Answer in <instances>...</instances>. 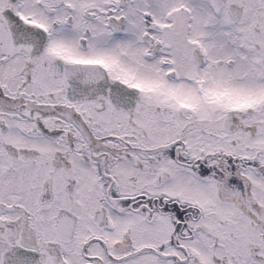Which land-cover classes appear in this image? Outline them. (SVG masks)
<instances>
[{
	"label": "snow or ice",
	"instance_id": "obj_1",
	"mask_svg": "<svg viewBox=\"0 0 264 264\" xmlns=\"http://www.w3.org/2000/svg\"><path fill=\"white\" fill-rule=\"evenodd\" d=\"M0 264H264V0H0Z\"/></svg>",
	"mask_w": 264,
	"mask_h": 264
}]
</instances>
